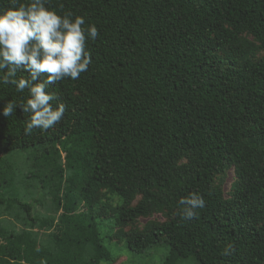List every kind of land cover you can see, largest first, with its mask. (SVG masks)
Wrapping results in <instances>:
<instances>
[{
  "label": "trees",
  "instance_id": "1",
  "mask_svg": "<svg viewBox=\"0 0 264 264\" xmlns=\"http://www.w3.org/2000/svg\"><path fill=\"white\" fill-rule=\"evenodd\" d=\"M11 6L0 0V14ZM45 7L85 18L99 36L87 38L89 70L48 88L67 111L47 131L26 135L20 108L3 115L30 91L0 71V264L43 255L78 263L68 249L75 236L84 264H112L101 232L109 214L108 235L134 253L166 243L162 264H264V0ZM192 193L206 206L185 220L181 200Z\"/></svg>",
  "mask_w": 264,
  "mask_h": 264
},
{
  "label": "clouds",
  "instance_id": "2",
  "mask_svg": "<svg viewBox=\"0 0 264 264\" xmlns=\"http://www.w3.org/2000/svg\"><path fill=\"white\" fill-rule=\"evenodd\" d=\"M72 17V13L61 17L48 10L45 0L24 4L12 0L11 8L0 14V71L6 73L3 82L20 92L30 91L26 104L10 101L3 115L11 117L17 108L30 115L26 135L34 129H52L63 120L67 106L60 103L54 107L52 102L58 97L48 88L66 78L78 80L92 63L91 52L86 50L87 38L95 41L99 31L95 25L85 29V18L77 16L73 22ZM19 73H27L28 78L17 80ZM181 204L185 220L198 219V210L206 206L203 196L197 193L182 199ZM234 251L229 245L223 254L228 256Z\"/></svg>",
  "mask_w": 264,
  "mask_h": 264
},
{
  "label": "rangeland",
  "instance_id": "3",
  "mask_svg": "<svg viewBox=\"0 0 264 264\" xmlns=\"http://www.w3.org/2000/svg\"><path fill=\"white\" fill-rule=\"evenodd\" d=\"M236 179L234 171H230L227 179L225 180L224 189L226 195L231 189L232 183ZM33 197V193L28 195ZM116 202H122L120 197L116 198ZM154 218L162 219L160 215H155ZM114 218L111 214L103 219V226L101 228L102 234L106 237V245L111 249L114 256H116V261L112 264H162L166 254L169 251L168 245L166 243L156 245L148 250H145L142 254H137L128 249L124 242H119L115 236H109L110 226L112 225ZM146 219H141L140 225L143 226L146 223ZM111 237V239L109 238ZM68 249H73L75 258L78 263L73 262V260L68 259L62 262L58 256L54 257L51 255L37 256L35 259V264H84L80 258L81 250L83 249V241L79 240L78 237H74L72 242H70V247ZM107 264V263H103ZM180 264H199L194 258L186 259L180 262Z\"/></svg>",
  "mask_w": 264,
  "mask_h": 264
}]
</instances>
